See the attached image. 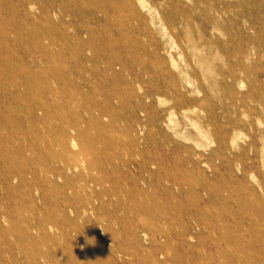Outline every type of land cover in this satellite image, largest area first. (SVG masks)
Segmentation results:
<instances>
[{
  "label": "rangeland",
  "instance_id": "rangeland-1",
  "mask_svg": "<svg viewBox=\"0 0 264 264\" xmlns=\"http://www.w3.org/2000/svg\"><path fill=\"white\" fill-rule=\"evenodd\" d=\"M0 8V264H264V0Z\"/></svg>",
  "mask_w": 264,
  "mask_h": 264
},
{
  "label": "bare ground",
  "instance_id": "bare-ground-1",
  "mask_svg": "<svg viewBox=\"0 0 264 264\" xmlns=\"http://www.w3.org/2000/svg\"><path fill=\"white\" fill-rule=\"evenodd\" d=\"M100 2V1H99ZM29 5L30 6H32L33 7V5H34V3H32V2H29ZM15 5H13V7H14ZM24 8V7H23ZM2 8H0V10H1ZM15 10L16 11H18V9H17V7L15 6ZM24 16L26 17V18H28V19H30V18H33V16H35L33 13H31L30 11H28L27 9H25L24 8ZM4 18V17H3ZM24 21V20H23ZM9 23V22H8ZM26 32H27V30H26ZM51 33H53V31H51ZM132 38V37H131ZM92 41V40H91ZM13 42V41H12ZM2 45V44H1ZM124 53V52H123ZM124 55V54H123ZM35 56V55H34ZM52 56V55H51ZM84 56H85V54H84ZM126 58V57H125ZM112 61V60H111ZM93 62V61H92ZM107 63H109V62H107ZM110 65V64H109ZM113 65V64H112ZM135 66V65H134ZM156 76V75H155ZM8 79V78H7ZM138 79V78H137ZM22 80H23V78H22ZM8 82H10V80L8 81ZM22 83V82H21ZM17 84V83H16ZM19 84V83H18ZM24 85H25V83H24ZM83 87V86H82ZM85 87L87 88V85H85ZM84 88V87H83ZM89 88V87H88ZM26 91V90H25ZM8 92H10V91H7V93ZM78 103V102H77ZM17 115V114H16ZM20 115V114H19ZM20 117V116H19ZM8 123V122H7ZM22 124H24L23 122H22ZM26 124V123H25ZM24 124V125H25ZM27 126H28V124H27ZM26 131H28V129L26 130ZM75 134L74 136L72 135V134ZM2 134H3V132H2ZM10 135V134H9ZM78 135V133H77V131L74 129L73 131H71V132H69V133H66V137L62 140V147H63V149L64 150H66V151H70V149H72V148H75L76 146H77V143H76V136ZM36 145V144H35ZM31 146V145H30ZM134 147V146H133ZM81 148V147H80ZM42 151V150H41ZM47 152V151H46ZM38 153V152H37ZM9 154V153H8ZM74 154V153H73ZM11 155V154H10ZM14 155H16V154H14ZM59 158V157H58ZM57 158V159H58ZM58 161H60V160H58ZM33 163V162H32ZM142 163V162H141ZM95 180V179H94ZM119 185V184H118ZM131 199V198H130ZM133 204V203H132ZM122 208V207H121ZM31 220V219H30ZM25 225V224H24ZM150 231H152V230H150ZM127 235V234H126ZM166 236V235H165ZM116 237V236H115ZM189 241V235H188V233H186L185 235H182L181 236V242H184V243H186V242H188ZM126 242H128V241H126ZM153 242H156L155 241V239H153ZM157 243V242H156ZM137 246V245H136ZM158 246H160L159 244L158 245H156L155 247H154V249H155V251L156 252H158V253H162L161 252V248L160 247H158Z\"/></svg>",
  "mask_w": 264,
  "mask_h": 264
}]
</instances>
